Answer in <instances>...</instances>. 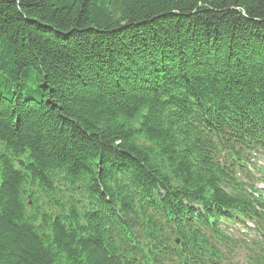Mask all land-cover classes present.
<instances>
[{
  "label": "trees",
  "instance_id": "obj_1",
  "mask_svg": "<svg viewBox=\"0 0 264 264\" xmlns=\"http://www.w3.org/2000/svg\"><path fill=\"white\" fill-rule=\"evenodd\" d=\"M231 125L264 144V0H0V264H214L198 223L263 207Z\"/></svg>",
  "mask_w": 264,
  "mask_h": 264
},
{
  "label": "rangeland",
  "instance_id": "obj_2",
  "mask_svg": "<svg viewBox=\"0 0 264 264\" xmlns=\"http://www.w3.org/2000/svg\"><path fill=\"white\" fill-rule=\"evenodd\" d=\"M244 254V253H243ZM242 253H241V257H244V255H243Z\"/></svg>",
  "mask_w": 264,
  "mask_h": 264
}]
</instances>
